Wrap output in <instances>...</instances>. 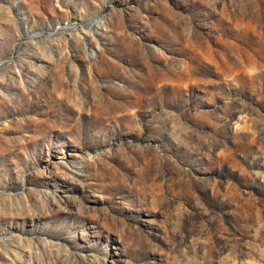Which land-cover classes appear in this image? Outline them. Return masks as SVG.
<instances>
[{
	"label": "rangeland",
	"instance_id": "374dc122",
	"mask_svg": "<svg viewBox=\"0 0 264 264\" xmlns=\"http://www.w3.org/2000/svg\"><path fill=\"white\" fill-rule=\"evenodd\" d=\"M0 264H264V0H0Z\"/></svg>",
	"mask_w": 264,
	"mask_h": 264
}]
</instances>
